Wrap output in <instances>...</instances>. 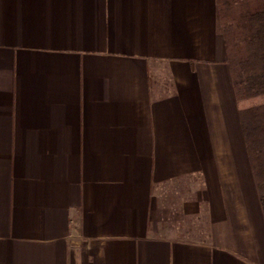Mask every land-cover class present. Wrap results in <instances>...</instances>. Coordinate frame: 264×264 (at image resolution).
<instances>
[{
  "label": "crops",
  "instance_id": "1",
  "mask_svg": "<svg viewBox=\"0 0 264 264\" xmlns=\"http://www.w3.org/2000/svg\"><path fill=\"white\" fill-rule=\"evenodd\" d=\"M227 61L218 0H0V264H264Z\"/></svg>",
  "mask_w": 264,
  "mask_h": 264
},
{
  "label": "trees",
  "instance_id": "2",
  "mask_svg": "<svg viewBox=\"0 0 264 264\" xmlns=\"http://www.w3.org/2000/svg\"><path fill=\"white\" fill-rule=\"evenodd\" d=\"M238 102L264 95V0H218ZM242 131L264 213V104L240 108Z\"/></svg>",
  "mask_w": 264,
  "mask_h": 264
},
{
  "label": "rangeland",
  "instance_id": "3",
  "mask_svg": "<svg viewBox=\"0 0 264 264\" xmlns=\"http://www.w3.org/2000/svg\"><path fill=\"white\" fill-rule=\"evenodd\" d=\"M231 76H232V74H231ZM260 104H264V95H261L258 97H253V98L247 99V100H243L242 102H240V108L241 107L245 108V107L257 106ZM239 118H240V116H239ZM240 123H241V121H240ZM241 135H242L241 138H242V148H243V152H244V160L246 159L248 162H250V157H249V153H247L248 149L246 146V142H245L242 130H241ZM250 164H251V162H250ZM197 225H198V223L194 224V226L203 229V224H200V226H197ZM194 232H195L194 233L195 235L199 234V235H201V237H204V235H205V233H203L204 231H201V230L200 231H194Z\"/></svg>",
  "mask_w": 264,
  "mask_h": 264
}]
</instances>
